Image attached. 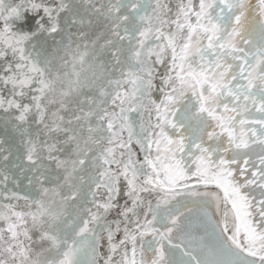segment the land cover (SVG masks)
<instances>
[{
	"label": "snow or ice",
	"instance_id": "obj_1",
	"mask_svg": "<svg viewBox=\"0 0 264 264\" xmlns=\"http://www.w3.org/2000/svg\"><path fill=\"white\" fill-rule=\"evenodd\" d=\"M0 264H264V0H0Z\"/></svg>",
	"mask_w": 264,
	"mask_h": 264
}]
</instances>
